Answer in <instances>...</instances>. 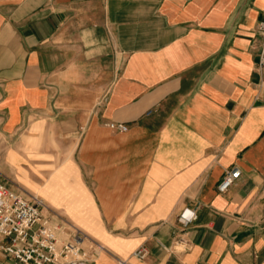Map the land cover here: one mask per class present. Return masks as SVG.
I'll use <instances>...</instances> for the list:
<instances>
[{"label":"crops","instance_id":"obj_1","mask_svg":"<svg viewBox=\"0 0 264 264\" xmlns=\"http://www.w3.org/2000/svg\"><path fill=\"white\" fill-rule=\"evenodd\" d=\"M263 17L264 0H0V183L38 190L29 140L52 137L69 191L43 214L90 264H264Z\"/></svg>","mask_w":264,"mask_h":264},{"label":"built area","instance_id":"obj_2","mask_svg":"<svg viewBox=\"0 0 264 264\" xmlns=\"http://www.w3.org/2000/svg\"><path fill=\"white\" fill-rule=\"evenodd\" d=\"M262 38L258 66L264 70V17L257 24ZM114 131H125L123 123L109 122ZM240 177L238 168L225 170L217 190L225 193ZM46 206L43 199L34 194H25L0 183V250L16 259L20 264H90L82 247L84 233L77 227L64 223H52L43 214ZM195 218L189 209L182 211L179 221L187 226ZM178 249H186L182 238L174 241ZM134 255L143 258L145 248Z\"/></svg>","mask_w":264,"mask_h":264},{"label":"rangeland","instance_id":"obj_3","mask_svg":"<svg viewBox=\"0 0 264 264\" xmlns=\"http://www.w3.org/2000/svg\"><path fill=\"white\" fill-rule=\"evenodd\" d=\"M44 127L41 129L44 131ZM48 146H45V145ZM45 146V147H44ZM59 143H54L52 137L49 139L35 138L29 140V147L35 153H29V178L33 183L38 184L39 189L35 191V187L27 186L20 181V173H18L17 178L20 181L12 179V185L14 188L24 192L25 194H34L40 196L44 201L53 203L54 198L57 197L58 193L68 194L67 188H60L59 183V171L54 172V167L62 161L63 155L59 154ZM56 149L57 155H53L52 152ZM48 151L50 154H38V151ZM61 157V160H60ZM41 189V190H40ZM40 190V191H39ZM56 199V198H55ZM61 223H64L61 222Z\"/></svg>","mask_w":264,"mask_h":264},{"label":"bare ground","instance_id":"obj_4","mask_svg":"<svg viewBox=\"0 0 264 264\" xmlns=\"http://www.w3.org/2000/svg\"><path fill=\"white\" fill-rule=\"evenodd\" d=\"M46 206V205H45Z\"/></svg>","mask_w":264,"mask_h":264}]
</instances>
